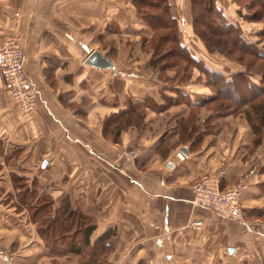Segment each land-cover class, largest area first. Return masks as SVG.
<instances>
[{
    "label": "crops",
    "instance_id": "obj_1",
    "mask_svg": "<svg viewBox=\"0 0 264 264\" xmlns=\"http://www.w3.org/2000/svg\"><path fill=\"white\" fill-rule=\"evenodd\" d=\"M190 9L189 0L184 43L219 72L206 63L213 54L193 33ZM146 26L151 31L132 0H0V40L21 41L37 98L21 112L0 73V247L8 264H80L76 253L45 246L22 202L31 189L34 200L50 196L54 211L67 199L89 216L91 241L112 229L110 264H264V127L254 129L234 107H207L214 92L198 68L176 85L184 99L166 105L152 52L142 47ZM259 35L253 31L250 41ZM91 50L111 66L85 63ZM146 97L157 107L144 108L142 123L105 136L106 117ZM172 107L181 116L163 121ZM219 169L221 186L247 181L240 219L192 201L191 182Z\"/></svg>",
    "mask_w": 264,
    "mask_h": 264
},
{
    "label": "trees",
    "instance_id": "obj_2",
    "mask_svg": "<svg viewBox=\"0 0 264 264\" xmlns=\"http://www.w3.org/2000/svg\"><path fill=\"white\" fill-rule=\"evenodd\" d=\"M241 2L251 10L244 17L264 21V0ZM132 3L151 30L150 36L143 39L142 47L152 52L150 65L153 70L157 69L161 76L172 70L173 79L183 83L191 80L192 70L198 68L205 83L214 92L206 99L207 107L212 110L234 107L238 113L248 117L254 129L264 127V50L258 48L256 42L245 38L239 24L227 20L215 0H190L191 24L193 33L199 36L209 53L218 51L244 66L226 77L209 69L200 58L196 59L181 41L179 22L171 12L170 0H132ZM255 78H260L261 84ZM176 91L186 96V93ZM183 96L181 99H184ZM169 100L168 105L179 101L172 98ZM151 101V98L146 97L139 108L132 104L126 111L106 117L105 136L111 134V137L116 138L123 126L137 123L135 117L141 118L145 107H157ZM23 190L28 191L29 188L26 186ZM29 191L31 193L22 197V202H25L31 218L36 222L37 230L49 252L55 255L76 253L80 264H110L107 256L112 249V229L91 241L90 233L94 225L89 216L70 207L67 199H63L54 211L50 196L45 194L34 200L36 190Z\"/></svg>",
    "mask_w": 264,
    "mask_h": 264
},
{
    "label": "built area",
    "instance_id": "obj_3",
    "mask_svg": "<svg viewBox=\"0 0 264 264\" xmlns=\"http://www.w3.org/2000/svg\"><path fill=\"white\" fill-rule=\"evenodd\" d=\"M25 59L21 41L16 35L0 40V73L3 84L18 109L28 114L34 108L37 98L34 86L24 69ZM223 175L224 170L219 169L212 174H202L193 180L190 184L193 192L192 201L221 216L240 219L241 196L247 181L243 177L226 186H221ZM200 223V221L192 222L193 225ZM9 259L10 254L0 247V264L9 263Z\"/></svg>",
    "mask_w": 264,
    "mask_h": 264
},
{
    "label": "rangeland",
    "instance_id": "obj_4",
    "mask_svg": "<svg viewBox=\"0 0 264 264\" xmlns=\"http://www.w3.org/2000/svg\"><path fill=\"white\" fill-rule=\"evenodd\" d=\"M218 1H219L218 5L221 7V10L223 11V13H224V11H226L229 14V16H227V17H229L227 20L231 21L233 23L239 24V26L241 28V33L245 36V38L248 41L251 40L250 35L253 31H260V33L264 32V21L261 20L260 23L250 24L249 22L253 21V20H249L246 17H244V16H247L251 10H249V8L246 7L244 5V3L241 2V0H239L238 2H237V0L236 1L235 0H218ZM188 5H189V0H171V6L175 8V11H178V15H177L176 19H178L179 22L180 21L182 22V20L184 19L183 23H181V26L179 27V33H178L179 37L181 38V41H183V42H184V40L188 41V39H187L188 34H186L187 29L184 26V24L187 23L185 14L187 15V13H188ZM182 11H184L185 13H183ZM190 11H191V9H190ZM190 14L192 16V11L190 12ZM147 29H148V27L146 28L144 35H149L151 33V31L148 32ZM130 34H131V32H130ZM132 34H134V33H132ZM134 35H136V34H134ZM142 37H144V36H142ZM142 40H143V38H142ZM260 40L262 42H264V34L262 36L259 35L257 41H250V42H256L257 43V42H260ZM190 46L193 48V50L196 51V54L200 52V50L197 49V45L196 46L190 45ZM257 47L264 50V44H262V43L261 44L257 43ZM129 52L131 55L135 54V52H133V47H131ZM212 54L213 55H211L210 57L205 58L206 63L209 64L210 66H214L215 68L217 67L219 69V72L220 73L222 72V74L225 77L229 76V73L232 72L233 70L244 68V66L241 63L240 64L237 63L235 60L228 58L226 55L224 56L222 53H220L218 51H215L214 53L212 52ZM203 62H204V60H203ZM114 70H116V72L118 74L122 73L121 70L118 68H115ZM173 75H174V72L172 70H169V71L164 72V75L158 76L159 80H161V82H162V90H161L162 93L160 92V94H162L161 99L163 98L166 105H168L167 103H169L170 98H172V100H174V99L179 100L183 96L180 93H178V91H176L177 90L176 85H178L180 82H179V80H174ZM198 77L202 78L203 76L199 75ZM188 81H185V82H188ZM179 85H183V84H179ZM182 93H183V91H182ZM151 99H152L151 102L153 105L154 104L153 98H151ZM199 99H200V97H198V100ZM161 105H163V104H161ZM134 106L139 108L141 105L135 104ZM172 108L173 109L170 110V112H168L166 114V116L165 115L162 116L163 121L176 120V118H179L181 116V114H182L181 107H172ZM192 114H194V113H192ZM141 118L137 119V117H135V119H136L135 122L138 121L137 123H142ZM159 121H160V119H159Z\"/></svg>",
    "mask_w": 264,
    "mask_h": 264
},
{
    "label": "water",
    "instance_id": "obj_5",
    "mask_svg": "<svg viewBox=\"0 0 264 264\" xmlns=\"http://www.w3.org/2000/svg\"><path fill=\"white\" fill-rule=\"evenodd\" d=\"M84 62L90 65H93L95 67H110L111 63L107 59L106 56H104L102 53H100L98 50H91L89 54L84 59ZM8 264V263H4Z\"/></svg>",
    "mask_w": 264,
    "mask_h": 264
}]
</instances>
